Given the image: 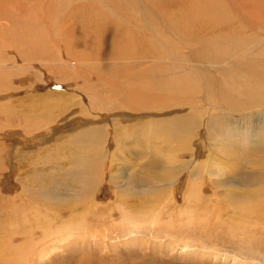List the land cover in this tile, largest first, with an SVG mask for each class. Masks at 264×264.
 Instances as JSON below:
<instances>
[{"label":"bare ground","instance_id":"6f19581e","mask_svg":"<svg viewBox=\"0 0 264 264\" xmlns=\"http://www.w3.org/2000/svg\"><path fill=\"white\" fill-rule=\"evenodd\" d=\"M6 1L0 4L5 6ZM256 18L249 17L247 24H55V29L51 24L48 38L38 30L24 29V41L16 47H24L28 40L55 44L57 50L49 56L61 63L51 72H62L63 78L57 80L81 93L31 92L23 82L17 91L8 74L0 72V121H15L19 126L15 131L23 136L8 146L0 142V264H40L42 260L48 264L64 256L49 248L65 245L72 250L79 237L86 239L102 226L109 229L108 216L129 219L127 223L133 225L140 222L143 210L135 208H142L141 204L123 197H136L138 181L161 194L158 207L170 208L168 192L176 182L169 174L175 172L174 166H167L169 177L163 181L168 187L163 189L152 183L154 179L137 180L135 172L123 171L128 158L143 155L136 152L133 135H151L154 141L144 146L177 139L172 144L177 154H190L182 172V180H187L182 204H188V212H200L204 206L206 224L223 218L239 235L248 233L235 230L234 221L249 225L250 233L264 230V163L259 171L242 168L240 173L228 174L224 168L211 169L224 156L231 158L234 150L244 160L264 155V18ZM162 26L175 29L179 40L171 39ZM6 46L8 52L15 49L12 43ZM28 48L25 55L16 49L24 61L37 57L36 45ZM1 61L12 59L0 54ZM90 80L95 82L92 87ZM93 86L99 88L96 95L91 92ZM16 91L26 94L10 99ZM170 94L171 102L166 99ZM40 120L48 122V126L44 123L47 128H42ZM203 129L207 131L206 158L213 160L210 165V160L194 158ZM0 132L8 131L0 128ZM212 152L222 158L213 157ZM5 161L9 166L2 171ZM150 166L163 164L151 158L139 165L144 170ZM207 176L210 182H204ZM106 183L114 187V195L100 202ZM69 190L75 199L54 195ZM204 190L211 194L203 202Z\"/></svg>","mask_w":264,"mask_h":264},{"label":"rangeland","instance_id":"374dc122","mask_svg":"<svg viewBox=\"0 0 264 264\" xmlns=\"http://www.w3.org/2000/svg\"><path fill=\"white\" fill-rule=\"evenodd\" d=\"M217 1L162 0L160 3L157 0H7L5 6L0 4V54L11 58L12 61H1L0 72L3 71L8 74L10 79L8 78L7 80L10 82L13 80L12 83H14L13 85L17 91L24 87V83L25 86H29L33 90L31 92L45 93L50 90H59L79 94L81 91L76 87L69 86L65 81L57 80L63 78L62 72H51L55 66L61 63L58 60H52L49 56L51 52L57 50L55 44L50 41L37 42L36 40H28V46L36 45L37 57L24 61L22 57L18 56L16 49L22 50V52L20 51L22 55L27 54L26 52L29 50L27 45H24L22 48L16 47L21 40L24 41L22 39L24 36L22 31H25L24 29L38 30L40 35H45L48 38V28L50 29L51 24L53 25L51 29H55L53 28L55 24H247L249 17L264 18V0ZM240 6L242 10L239 8ZM162 27L163 29L161 30L166 28L164 33L169 37L171 36V39L177 38L176 40H179L180 34L175 29ZM50 31L52 32V30ZM258 32L263 33V30L259 29ZM11 43L15 45V49L8 52L6 51L8 48L6 44L11 45ZM94 83V81L91 82L90 80L88 85L92 87ZM102 86L106 87L105 85ZM96 88L94 87L95 90L91 88V92H94L95 95L96 91L99 90V88ZM17 91L10 99L14 97L20 98L26 94V92ZM83 94L86 95L85 92ZM172 97L173 95L170 94L166 99L171 102L173 101ZM2 100L7 101L6 98ZM85 100L88 104L89 99L87 95ZM7 120H4V123L0 121V128L8 131L6 133L0 132V142H4L5 146H8L11 140L13 142L14 139H23L22 134L15 131L16 128H19L16 122H11V119L7 122ZM41 121H43V125L44 123L46 124L44 120ZM46 126H48V122ZM42 128L45 129L47 127L44 125ZM203 135V139L200 137L196 142L194 158L205 162L210 159L206 158V153H208L205 146L207 131L204 129ZM145 136L146 138L139 135L132 136L133 144L137 145L134 147L136 152L143 155L139 154L137 157L134 156L133 159L128 158V167H125L123 171L125 173L135 172L137 180L145 177L154 179L152 183L155 186L157 185L158 189H163L168 187L163 181L168 173L167 166H174V174H169L174 177L172 181L176 182L175 187L171 188L170 192H168L171 193L172 197L170 208L163 209L161 205L158 207L157 203L161 200V194L157 191H151L147 187L145 188L146 182L141 184H139V181L136 184L133 182L135 184L134 189L137 192L136 197L128 194H124L123 197L133 198L132 200L129 198V203L141 204L142 208L135 209L138 211H141L140 209L143 210V220L133 225L127 223L129 219L123 220L122 217L119 218L115 215L108 216L105 220L112 225H109V229H105L102 226L99 228L102 231L98 229L99 232L93 233L90 236L91 238L87 236L86 239L79 237L77 240L80 242L77 241L72 244V250L68 246L65 247V245L49 248L51 252L61 253L64 256L60 257L61 259L59 256L54 257L48 264H62L61 261L67 262L66 264H81L82 262H88L86 264H264V230L257 229V231L250 233L249 225L234 221L235 230H240V233H248L247 236L239 235L233 231L229 220L225 224L223 218L216 221V218L213 217L216 222L210 225L206 224V217H208L206 213L208 210L204 206L200 212H188V204H182L183 190L185 182H187L186 177H184V181L182 180V172L186 171L184 168L191 160L190 154L188 155L186 152L180 151L177 154L176 148L174 149L172 146V144L177 142V139L169 138L164 141L160 140L161 142L158 141L149 146H144L142 143L154 141L151 139V135L146 134ZM81 146L86 149V144H81ZM111 146L113 147V145ZM232 149L231 151H233ZM234 153H231V158H228V155L225 154L226 156L219 160L217 165H214L211 169L218 170L224 168L228 174L233 173L232 170L240 173L242 168L246 172L261 170V165L264 163L263 154L244 160V156L241 157L239 154H236L235 150ZM212 154L217 159L219 157L222 158L215 152H212ZM151 158L154 160L161 159L163 166H154L153 168L150 166L148 169L145 168V170L139 167V165H146L147 161ZM8 164L5 161L2 164L1 170H6L9 166ZM253 165L258 166L254 169ZM41 166L43 168V165ZM10 181L13 182V178ZM206 181L210 182L211 178L209 176L205 177L204 182ZM179 183L177 203H175V189ZM124 187L125 185L122 186V188ZM142 188L148 189L146 190L147 192H144ZM114 191V187L106 183L99 193L98 200L100 202L110 200L113 198ZM167 191H169V188H167ZM208 193L204 190L203 202L211 194ZM35 195L38 196L37 193ZM54 195L64 198L70 196L71 200L76 198V194H72L70 190L64 193L59 191ZM111 228L113 229L111 230ZM31 258L34 260L37 256L33 255ZM56 258L60 260L54 261ZM71 258L73 260L68 261ZM40 264H45V260L40 261Z\"/></svg>","mask_w":264,"mask_h":264}]
</instances>
